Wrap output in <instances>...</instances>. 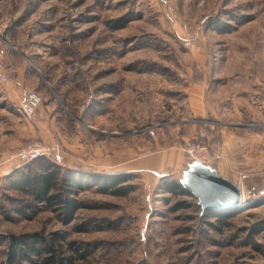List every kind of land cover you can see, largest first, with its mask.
<instances>
[{
  "label": "rangeland",
  "instance_id": "374dc122",
  "mask_svg": "<svg viewBox=\"0 0 264 264\" xmlns=\"http://www.w3.org/2000/svg\"><path fill=\"white\" fill-rule=\"evenodd\" d=\"M0 58L20 85H0V264L22 234L41 252L19 264H264V0H0ZM26 89L43 97L31 117ZM193 139L243 187L225 224L163 190ZM46 167L123 174L126 193L85 182L66 221L13 187Z\"/></svg>",
  "mask_w": 264,
  "mask_h": 264
},
{
  "label": "trees",
  "instance_id": "16d2710c",
  "mask_svg": "<svg viewBox=\"0 0 264 264\" xmlns=\"http://www.w3.org/2000/svg\"><path fill=\"white\" fill-rule=\"evenodd\" d=\"M88 174V173H87ZM91 176H84L80 172L69 171L66 174L61 173V170L54 167H46L43 171H30L23 173L21 176L15 178L12 184L13 187L18 188L25 193L29 194L31 201L34 203H43L49 206L57 205V208H61V212L66 221H70L74 215L76 209L81 206L80 201L77 198L71 197L69 194L80 191L85 182L98 185V188L107 192L109 188H113L116 194L126 193L125 187L115 186L118 182H122L127 177L123 174L117 176H106L99 173H91ZM164 181L163 190L175 195H187L196 200L195 206L199 211L207 218H215V223L209 222L210 225H216V223L225 224L228 221L227 218L235 216L238 212L243 210L241 207L222 209V210H204L199 204L198 199L189 191L180 181L166 178ZM188 205L186 201H180L174 207L178 210ZM27 206H32V202H29ZM264 228V220L256 223L253 227L254 231H258ZM39 241L38 234H22L18 236L12 235L9 241L8 261L10 264H19L18 256H26L30 258L31 253L41 252L36 248ZM20 250V253H18Z\"/></svg>",
  "mask_w": 264,
  "mask_h": 264
},
{
  "label": "water",
  "instance_id": "95a60500",
  "mask_svg": "<svg viewBox=\"0 0 264 264\" xmlns=\"http://www.w3.org/2000/svg\"><path fill=\"white\" fill-rule=\"evenodd\" d=\"M183 185L198 199L204 210L231 209L246 203L241 184L198 161L193 162L187 171Z\"/></svg>",
  "mask_w": 264,
  "mask_h": 264
},
{
  "label": "built area",
  "instance_id": "2783aa9c",
  "mask_svg": "<svg viewBox=\"0 0 264 264\" xmlns=\"http://www.w3.org/2000/svg\"><path fill=\"white\" fill-rule=\"evenodd\" d=\"M16 83L17 80L15 75L6 66L5 62L0 58V85L12 84L13 86H15L17 85ZM42 101L43 97L38 91L28 90L24 98L21 100V111L27 117H31L36 113ZM200 136L205 137L206 134L202 132ZM39 150L40 147L38 144L27 143V145L21 148L18 153L22 156L30 152H35ZM185 150L189 153L192 158L203 164H210L215 159L207 143L201 142L196 139L187 141L185 143Z\"/></svg>",
  "mask_w": 264,
  "mask_h": 264
},
{
  "label": "crops",
  "instance_id": "0c3cea01",
  "mask_svg": "<svg viewBox=\"0 0 264 264\" xmlns=\"http://www.w3.org/2000/svg\"><path fill=\"white\" fill-rule=\"evenodd\" d=\"M18 86H20V85H15V86H13L12 88H11V90L15 93V95L17 96V95H19V93L17 92V90H16V87H18ZM8 89H10V88H8ZM28 91V89H26L25 90V93H24V95H23V97L21 98L20 97V100L21 99H23L24 98V96H25V94H26V92ZM18 98V97H17ZM20 103V102H19ZM221 133H222V136H224L225 134V137H226V140L225 141H223V147L224 148H230V146H231V142L229 141V139L227 138V134H228V131H221ZM229 155V154H228ZM159 161L156 159V165L155 164H152V166H148V165H145V166H148V167H140V168H151V167H153V168H160V166H161V164H157ZM231 163V162H230ZM230 163H229V165H230ZM229 165H227V163L226 162H221V163H219V165L217 164L216 166H215V169L221 174V175H223V176H226V177H228V178H230L231 180H233V179H235L233 176H232V174L230 173V171H229V169H230V167H229V169H228V166ZM228 173H230V174H228Z\"/></svg>",
  "mask_w": 264,
  "mask_h": 264
}]
</instances>
